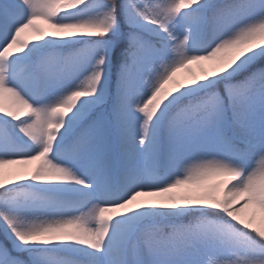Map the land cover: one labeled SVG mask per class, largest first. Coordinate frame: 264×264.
<instances>
[{"label": "snow or ice", "instance_id": "1", "mask_svg": "<svg viewBox=\"0 0 264 264\" xmlns=\"http://www.w3.org/2000/svg\"><path fill=\"white\" fill-rule=\"evenodd\" d=\"M5 95L0 264H264V0H0Z\"/></svg>", "mask_w": 264, "mask_h": 264}, {"label": "rangeland", "instance_id": "2", "mask_svg": "<svg viewBox=\"0 0 264 264\" xmlns=\"http://www.w3.org/2000/svg\"><path fill=\"white\" fill-rule=\"evenodd\" d=\"M37 25H39L40 27H44L47 28L48 25L45 24L43 21H36L35 22ZM33 33L31 32V30H26L24 34H22V38L26 39V40H31L33 38ZM211 62H199V64L203 65L204 67H207ZM190 70V71H189ZM200 73V67L198 65V63L194 62L190 65H188L186 68H182L180 70H178V72L176 73V78L181 79V80H187L190 76V74H196L199 75ZM172 87L171 82L169 84L165 85V89H170ZM0 103H2L4 106L11 108L12 110H21L23 111V109H20L18 105H14L13 102L11 101V99L9 97H7L6 95L3 98H0ZM23 118V117H22ZM6 169L8 168H24V167H30L29 166H25V165H10V166H5ZM224 177L222 176H218V177H210L207 181V183L211 184L213 183L215 180L217 179H223ZM107 214V213H106Z\"/></svg>", "mask_w": 264, "mask_h": 264}]
</instances>
